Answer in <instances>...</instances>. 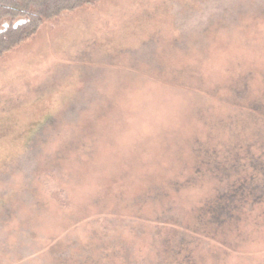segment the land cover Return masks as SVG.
<instances>
[{
  "label": "rangeland",
  "instance_id": "374dc122",
  "mask_svg": "<svg viewBox=\"0 0 264 264\" xmlns=\"http://www.w3.org/2000/svg\"><path fill=\"white\" fill-rule=\"evenodd\" d=\"M261 104L264 0L45 21L0 56V264H264ZM234 180L238 218L197 234Z\"/></svg>",
  "mask_w": 264,
  "mask_h": 264
},
{
  "label": "trees",
  "instance_id": "16d2710c",
  "mask_svg": "<svg viewBox=\"0 0 264 264\" xmlns=\"http://www.w3.org/2000/svg\"><path fill=\"white\" fill-rule=\"evenodd\" d=\"M98 0H0V56L7 51L18 46L20 43L30 38L37 32L39 27L47 20L58 16L61 12L72 11L74 9L89 6ZM257 110V115L264 118V106H252ZM204 163V162H203ZM209 166H211L209 168ZM196 173L203 172L201 166L196 165ZM210 175L217 173V168L211 164H206V169ZM206 175L204 174L203 177ZM253 180V176H252ZM230 184L227 189H222L217 198H208L206 206H203V212L200 217H196L204 233H198L208 238L210 234L209 226L216 225L217 230L221 228L222 223L228 219H237L233 214L229 204L243 202L245 200V191H241L242 183ZM259 192L251 191L248 196L252 202H257L264 194V182ZM225 191L227 192L224 193ZM251 193V194H250ZM261 194V195H260ZM205 200L197 201L198 205L204 204ZM232 208V207H231ZM235 211V210H233ZM213 222V223H210ZM207 223V224H206ZM214 228V232H216Z\"/></svg>",
  "mask_w": 264,
  "mask_h": 264
}]
</instances>
